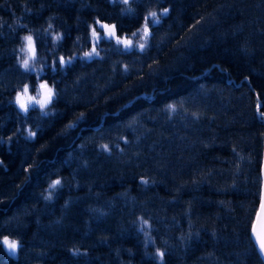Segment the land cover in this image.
<instances>
[{
	"label": "trees",
	"instance_id": "trees-1",
	"mask_svg": "<svg viewBox=\"0 0 264 264\" xmlns=\"http://www.w3.org/2000/svg\"><path fill=\"white\" fill-rule=\"evenodd\" d=\"M261 113L264 0H0V264H264Z\"/></svg>",
	"mask_w": 264,
	"mask_h": 264
},
{
	"label": "snow or ice",
	"instance_id": "snow-or-ice-1",
	"mask_svg": "<svg viewBox=\"0 0 264 264\" xmlns=\"http://www.w3.org/2000/svg\"><path fill=\"white\" fill-rule=\"evenodd\" d=\"M125 3H127V0H125ZM167 12H168V9H164L165 15H167ZM151 15L155 17L156 13L153 12V13H151ZM153 23H156V22L154 21ZM102 27L108 28V25H103ZM114 28H115V26L113 25L112 26L113 30L109 31V33H108L109 36H112L115 34ZM147 35H148V28L146 26L145 27V37H147ZM25 39L28 41V50H29V52L32 53V55L28 59H25V60L21 61L20 63L22 64V67L26 71H28V70H30L29 60L35 59V48L32 46V37L31 36L25 37ZM98 39H99V37H98ZM128 43L130 44V42H128ZM140 48L143 49L144 45L141 44ZM94 53H95V48H93L92 52L86 53L85 56L88 58H92ZM95 55L98 56V53H95ZM60 63L61 64L64 63L62 58L60 60ZM69 63H71V61H69ZM53 70H55V69H53ZM40 88L43 90V97L44 98L41 100H38V99H36V97L29 96L28 100L31 101L33 103V105L39 104L41 108H44V107H46V105L48 103H50L52 101L54 93H53V90L48 87L47 83H42L40 85ZM27 93H28V88L25 87L23 92L20 94V96L17 97V103L19 104L20 109H22L23 112H25V113L28 112V108H29L28 103L24 100V97L27 95ZM45 115H47V113H45ZM261 118L264 119V113H261ZM32 135L34 136L35 133H33ZM142 183H146V182H142ZM58 184H60V181L56 180L55 183L53 184V187H55V185H58ZM261 219H262V222H264V202L261 203ZM257 239L259 240L260 250L262 252H264V231H262V233L257 237ZM4 243L8 244V246L11 249H16L18 246L17 243L10 242L7 238H5ZM159 255H160V257H163L164 254L160 253Z\"/></svg>",
	"mask_w": 264,
	"mask_h": 264
},
{
	"label": "rangeland",
	"instance_id": "rangeland-1",
	"mask_svg": "<svg viewBox=\"0 0 264 264\" xmlns=\"http://www.w3.org/2000/svg\"><path fill=\"white\" fill-rule=\"evenodd\" d=\"M102 26H103V25H102ZM105 29H107L108 32L111 31V30H113L111 26H108V28H105ZM114 32H115V34L112 35V37H113V38H118V36L116 35V31H115V29H114ZM32 46L35 48L33 39H32ZM26 48H27V52L29 53V56H31L32 53L29 52V50H28V41H27V40H26ZM20 94H21V93H19L18 96H20ZM18 96H17V97H18ZM29 96L36 97V99H38V100L43 99L42 91H41V92H40L39 90L36 91V89H35L34 93L28 91L27 95L24 97V100L28 103L29 107L33 105V103H32L31 101L28 100V97H29ZM51 103H52V101H51L50 103H48V104L46 105V107H44V108H41V107H40V108H41L44 112H48L49 110H47V108H48V107L50 108ZM36 105L40 106L39 104H36ZM10 242H13V241H10ZM14 243H15V242H14ZM6 245H7L8 249H9L12 253L17 254V248H16V249H11V248L8 246V244H6Z\"/></svg>",
	"mask_w": 264,
	"mask_h": 264
},
{
	"label": "water",
	"instance_id": "water-1",
	"mask_svg": "<svg viewBox=\"0 0 264 264\" xmlns=\"http://www.w3.org/2000/svg\"><path fill=\"white\" fill-rule=\"evenodd\" d=\"M262 202H264V162H263V192H262ZM262 231H264V222H262V219H261V205H260V208H259V211H258L256 220H255V223H254V227H253V235H254V238H255V241H256L258 247H259V240L257 239V237L262 233ZM260 252H261V254H262L263 258H264V252H262L261 250H260Z\"/></svg>",
	"mask_w": 264,
	"mask_h": 264
}]
</instances>
